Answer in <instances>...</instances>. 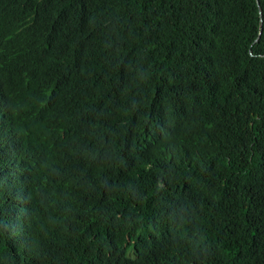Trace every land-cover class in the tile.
<instances>
[{
    "label": "trees",
    "instance_id": "trees-1",
    "mask_svg": "<svg viewBox=\"0 0 264 264\" xmlns=\"http://www.w3.org/2000/svg\"><path fill=\"white\" fill-rule=\"evenodd\" d=\"M0 264H264V0H0Z\"/></svg>",
    "mask_w": 264,
    "mask_h": 264
},
{
    "label": "water",
    "instance_id": "water-1",
    "mask_svg": "<svg viewBox=\"0 0 264 264\" xmlns=\"http://www.w3.org/2000/svg\"><path fill=\"white\" fill-rule=\"evenodd\" d=\"M259 11H261L260 8H259ZM260 15H261V13H260Z\"/></svg>",
    "mask_w": 264,
    "mask_h": 264
}]
</instances>
